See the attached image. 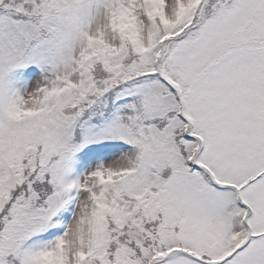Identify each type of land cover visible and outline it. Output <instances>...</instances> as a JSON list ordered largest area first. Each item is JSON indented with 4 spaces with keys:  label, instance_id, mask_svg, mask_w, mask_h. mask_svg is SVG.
I'll use <instances>...</instances> for the list:
<instances>
[{
    "label": "snow or ice",
    "instance_id": "obj_1",
    "mask_svg": "<svg viewBox=\"0 0 264 264\" xmlns=\"http://www.w3.org/2000/svg\"><path fill=\"white\" fill-rule=\"evenodd\" d=\"M0 264H264V0H0Z\"/></svg>",
    "mask_w": 264,
    "mask_h": 264
}]
</instances>
